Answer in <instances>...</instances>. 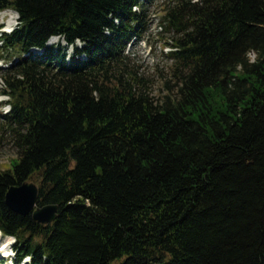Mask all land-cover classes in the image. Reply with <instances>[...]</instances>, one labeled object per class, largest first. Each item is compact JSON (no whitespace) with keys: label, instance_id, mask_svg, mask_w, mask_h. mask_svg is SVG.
<instances>
[{"label":"trees","instance_id":"obj_1","mask_svg":"<svg viewBox=\"0 0 264 264\" xmlns=\"http://www.w3.org/2000/svg\"><path fill=\"white\" fill-rule=\"evenodd\" d=\"M149 1L0 0L13 264H264V0H167L158 100L126 70ZM29 179L48 224L5 204Z\"/></svg>","mask_w":264,"mask_h":264},{"label":"rangeland","instance_id":"obj_2","mask_svg":"<svg viewBox=\"0 0 264 264\" xmlns=\"http://www.w3.org/2000/svg\"><path fill=\"white\" fill-rule=\"evenodd\" d=\"M167 0H151L147 2L148 9V29L142 36L133 40L126 47V70L128 73L136 75L142 80L140 86L145 89L154 100H158L165 93L169 92L168 86L173 84L171 79L170 63L165 55L170 46V33L161 27V15ZM17 16L12 10L0 12V31L8 30L16 22ZM59 43L65 45V41L54 36L47 42V45ZM70 51V47L68 48ZM255 54L249 53V58L254 59ZM1 60V59H0ZM2 64H0V67ZM0 82H2L0 78ZM3 82L0 83V89ZM6 104L0 102V111H4ZM16 156L15 148L11 145L7 133L0 125V167H8L11 158ZM34 181V179H31ZM35 182V181H34ZM36 183V182H35ZM6 237L1 238L0 242V264H12L10 260V248L4 249L2 243L6 242ZM4 245V244H3ZM11 245V243H10ZM13 254V253H12ZM2 259H6L3 261Z\"/></svg>","mask_w":264,"mask_h":264},{"label":"water","instance_id":"obj_3","mask_svg":"<svg viewBox=\"0 0 264 264\" xmlns=\"http://www.w3.org/2000/svg\"><path fill=\"white\" fill-rule=\"evenodd\" d=\"M38 187L29 179L19 185L10 186L5 193V204L13 212L20 215L30 214L33 221L48 224L54 220L57 205L48 203L37 205Z\"/></svg>","mask_w":264,"mask_h":264},{"label":"clouds","instance_id":"obj_4","mask_svg":"<svg viewBox=\"0 0 264 264\" xmlns=\"http://www.w3.org/2000/svg\"><path fill=\"white\" fill-rule=\"evenodd\" d=\"M197 2H198V0H193V3H197ZM15 16L18 17L19 16V13H15ZM77 43H79V41H77ZM0 83H2V82H0ZM8 99H10V97L0 95V101H2V100H8ZM4 111H5V114H7V112H10L11 111V105H7L6 108L4 109ZM25 259L26 260H30L31 257H26Z\"/></svg>","mask_w":264,"mask_h":264},{"label":"bare ground","instance_id":"obj_5","mask_svg":"<svg viewBox=\"0 0 264 264\" xmlns=\"http://www.w3.org/2000/svg\"><path fill=\"white\" fill-rule=\"evenodd\" d=\"M6 239H7V241L4 242V243H2L1 246L4 247V249L11 248L10 243H11V241H12V238H11L10 236H6ZM3 244H4V245H3Z\"/></svg>","mask_w":264,"mask_h":264}]
</instances>
